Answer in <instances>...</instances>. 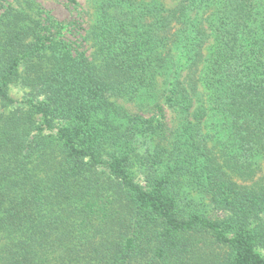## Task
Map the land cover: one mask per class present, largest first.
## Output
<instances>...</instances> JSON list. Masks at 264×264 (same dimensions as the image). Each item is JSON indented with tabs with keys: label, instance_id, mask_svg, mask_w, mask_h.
<instances>
[{
	"label": "trees",
	"instance_id": "16d2710c",
	"mask_svg": "<svg viewBox=\"0 0 264 264\" xmlns=\"http://www.w3.org/2000/svg\"><path fill=\"white\" fill-rule=\"evenodd\" d=\"M96 6L85 36L0 0V264H264V0Z\"/></svg>",
	"mask_w": 264,
	"mask_h": 264
},
{
	"label": "rangeland",
	"instance_id": "374dc122",
	"mask_svg": "<svg viewBox=\"0 0 264 264\" xmlns=\"http://www.w3.org/2000/svg\"><path fill=\"white\" fill-rule=\"evenodd\" d=\"M10 1L14 6L18 8H26L30 11V13H34L37 15L39 13L40 8L43 7L46 11L50 13L53 18H55L59 23L67 24L73 22H78L82 24L85 30H81L84 34L86 31L91 28L92 24L95 23V18L97 16V6L96 0H76L81 8L79 11L73 8L72 5L67 3L66 0H7ZM167 4L172 5L177 0H166ZM24 6V7H23ZM39 11V12H38ZM77 23V24H78ZM90 30V29H89ZM85 35V34H84ZM86 36V35H85ZM80 39V38H79ZM83 46L87 48V54L90 55L92 49L90 48V42L88 38H84ZM24 94V90L19 87H12L11 88V95L15 98H22ZM139 102L138 100H119V104L130 114L137 113L145 118H153L152 121L157 117L154 113V109L151 106V103H146L144 101V106L141 108L136 106V103ZM162 103V101H161ZM167 124L169 128V132L171 133L170 136L172 137L174 133L179 128V121L177 116L168 108H165ZM203 130L202 133L206 138L209 140L210 145L213 147V150H222L226 146V136L225 131H223V119L212 115L210 111L205 116V121L202 122ZM219 153V152H218ZM254 164L256 166V176L254 181L257 182H264V153H261L257 156V158L253 159ZM134 175L136 176L137 180H140V174L137 172V169H134ZM200 207L211 218H218L221 216V213L213 209L208 205V199H199ZM259 252L264 255V252L259 249Z\"/></svg>",
	"mask_w": 264,
	"mask_h": 264
}]
</instances>
